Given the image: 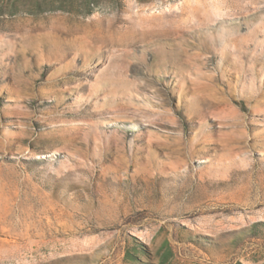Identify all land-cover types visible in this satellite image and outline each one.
Here are the masks:
<instances>
[{"label": "rangeland", "instance_id": "obj_1", "mask_svg": "<svg viewBox=\"0 0 264 264\" xmlns=\"http://www.w3.org/2000/svg\"><path fill=\"white\" fill-rule=\"evenodd\" d=\"M0 264H264V0H0Z\"/></svg>", "mask_w": 264, "mask_h": 264}]
</instances>
